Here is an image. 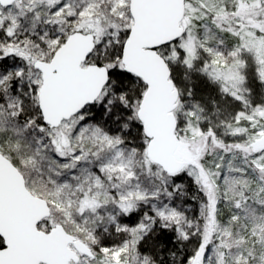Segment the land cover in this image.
Listing matches in <instances>:
<instances>
[{"label": "snow or ice", "instance_id": "snow-or-ice-1", "mask_svg": "<svg viewBox=\"0 0 264 264\" xmlns=\"http://www.w3.org/2000/svg\"><path fill=\"white\" fill-rule=\"evenodd\" d=\"M0 264H264V0H0Z\"/></svg>", "mask_w": 264, "mask_h": 264}]
</instances>
